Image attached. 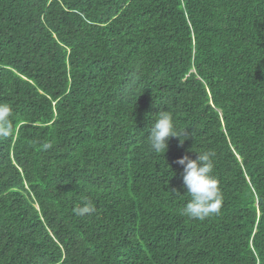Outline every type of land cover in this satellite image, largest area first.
<instances>
[{
  "label": "trees",
  "instance_id": "16d2710c",
  "mask_svg": "<svg viewBox=\"0 0 264 264\" xmlns=\"http://www.w3.org/2000/svg\"><path fill=\"white\" fill-rule=\"evenodd\" d=\"M0 103V264H264V0H0ZM205 150L223 200L190 220Z\"/></svg>",
  "mask_w": 264,
  "mask_h": 264
},
{
  "label": "clouds",
  "instance_id": "9594fccd",
  "mask_svg": "<svg viewBox=\"0 0 264 264\" xmlns=\"http://www.w3.org/2000/svg\"><path fill=\"white\" fill-rule=\"evenodd\" d=\"M13 131L11 120V107L7 103H0V139L7 138ZM185 130H178L169 110H160L155 114V119L149 128L148 141L150 150L156 154H163L168 149L171 138H179L180 146L188 139ZM50 147L49 144L44 145ZM193 159L189 155L178 158L175 163L182 168V187L189 197L180 215L190 220H204L220 210L223 195L214 175V152H196ZM173 193H179L172 190ZM94 211L90 201H84L76 210L78 215H85Z\"/></svg>",
  "mask_w": 264,
  "mask_h": 264
}]
</instances>
